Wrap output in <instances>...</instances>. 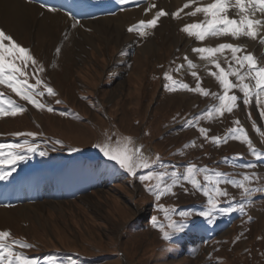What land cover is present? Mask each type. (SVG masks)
<instances>
[{"label":"rangeland","instance_id":"374dc122","mask_svg":"<svg viewBox=\"0 0 264 264\" xmlns=\"http://www.w3.org/2000/svg\"><path fill=\"white\" fill-rule=\"evenodd\" d=\"M77 1L57 0L52 7L70 21L46 33L40 31L42 13L34 19L25 14L21 21L26 28L17 32L0 25L30 50L43 66L39 77L56 93L49 96L40 85L45 95L36 98L46 105L41 110L0 85L5 108L18 102L27 109L16 116L0 117V143L24 144L27 140L38 145V151L25 153L28 158L15 166L9 180L0 181V231L11 233L6 243L19 239L31 244V248L14 250L38 264H264V192L243 198L240 189L221 185L235 199L221 197L219 207L231 204L239 208V201L243 211H217L211 218L202 217L199 213L207 208L206 198L190 184L184 183L174 188V195L156 201L145 187L148 182L131 176L95 147L109 137L113 142L130 137L145 156L155 159L158 155L169 170L175 165L183 172L191 162L236 179L254 172L260 179L249 186L264 187V159L257 160L246 143L230 134L231 129L242 127L253 146L264 152V135L260 134L264 116L255 98L245 105L242 93L234 89L240 99L233 112L209 118L204 113L218 105V100L194 91H170L166 87L170 81L165 79L168 73L191 88L199 82L210 93L222 94L211 75L219 69L211 60L226 70L230 65L238 67L231 51L202 59L193 49L231 43L242 47L237 56L251 54L264 66V44L260 42L264 26H258L256 39L209 35L199 41L182 28L204 23L202 12L190 13L213 0H168L176 6L168 3L166 10L158 4L149 12L145 10L157 0H84L85 6L72 9ZM160 8L168 15L160 18L156 28L147 30V35L128 31L139 21L152 19ZM139 10L131 18L125 15ZM174 10L180 13L178 17ZM252 18L264 20V15L257 12ZM107 19L111 22L106 24ZM166 24L169 33L163 29ZM68 41L73 49L70 58L63 57ZM185 57L196 67H190ZM34 67L29 64L24 69L33 84ZM193 71L199 81L191 75ZM230 79L236 82L235 77ZM47 106L54 111H47ZM198 116L202 118L196 123L193 118ZM187 121H193V126ZM200 127L208 129L207 138ZM18 132L37 135L15 136ZM213 137H227V141L216 144ZM40 151L47 155L41 156ZM225 158H229L226 163ZM247 164L255 167H243ZM147 171L140 170L137 176ZM64 175L67 177L62 179ZM199 179L203 183V174ZM161 206L168 209L172 220L180 221L181 211L191 213L184 221L186 228L173 232ZM163 231H169L172 238L164 239Z\"/></svg>","mask_w":264,"mask_h":264},{"label":"snow or ice","instance_id":"6c2138e0","mask_svg":"<svg viewBox=\"0 0 264 264\" xmlns=\"http://www.w3.org/2000/svg\"><path fill=\"white\" fill-rule=\"evenodd\" d=\"M127 0H120V3H125ZM185 4L184 7H188ZM45 7H47L45 5ZM156 8L155 4H149L146 12ZM53 7H48V11H56ZM235 10V16H230L229 12ZM182 11V9H181ZM203 13L206 21L204 23L188 24L182 28V31L191 37H195L199 41H204L209 35L221 36L230 35L233 38H240L241 36L256 39L258 36V26H264V20L253 19L257 12L264 14V0H213L212 3L205 7H197L194 12ZM168 13L163 9L155 12L152 19L148 21L141 20L138 24H135L128 28L129 32H136L138 35H147V30L157 27L158 21L161 17L167 16ZM174 16H179L180 13L176 12ZM238 17V18H236ZM75 20V17H73ZM78 23V21H77ZM75 27V24H73ZM264 44V40L260 41ZM230 50L232 53V59L238 67H232L231 65L226 70L215 60H211L215 64V67L219 69V72H212L211 75L219 82L223 92L222 94L210 93L208 90L200 86L198 82L195 88H191L187 83H181L173 79L171 75L165 73V79L170 81L166 87L170 91H176L178 89L194 91L207 97L212 95L218 100V105L214 106L210 110H207L204 115L209 118L215 115L223 116L225 112L231 113L234 108L238 106V97L233 93L234 89H238L243 95V103L248 105L255 98V103L260 108V115L264 116V66H260L257 59L251 55L246 54L243 56H237V53L242 51V47L231 43L220 44L218 47H200L194 48L193 51L201 54L202 59H208L215 57L217 53L223 50ZM60 51L59 48L56 49ZM187 60L188 65L195 68L191 60ZM20 61L24 67H21L17 63ZM31 64L35 66L31 75L35 77V83H29V73L24 69ZM182 67V66H181ZM43 66L38 64V61L31 54L30 50L21 46L14 40V38L6 34L5 30L0 28V85H6L12 90L21 100L26 101L28 104L33 105L37 109H45L46 105L38 100L37 96H44L45 92L39 90L40 85L46 89L47 95H56L54 90L48 86L38 75L43 72ZM179 71V68L177 69ZM191 75L197 78L199 77L196 72H192ZM230 77H235L234 83ZM57 104L61 103L60 100L56 101ZM27 109L24 105L10 102L8 107L5 108L3 101L0 100V117L3 116H16L22 114ZM47 111L52 112L54 109L51 106H47ZM62 115L64 113H61ZM202 117L198 116L193 118L196 123ZM187 124L193 126V121H187ZM239 124V121L235 122ZM260 131V129H256ZM199 132L201 135L207 138L208 129L200 127ZM230 134L233 139L240 140L246 143L250 149L251 154L257 159H264V152L258 150L253 146L252 140L248 137L246 131L242 127L233 128L230 130ZM264 135V132L260 133ZM15 136L35 137L37 133L33 132H18ZM213 142L216 144L225 143L227 137H213ZM60 143V141H57ZM194 146V142H192ZM95 147L110 161L115 162L121 169L125 170L133 177H137L141 182H148L145 184L146 189L155 197L156 201H159L166 195H174V188L183 185L184 183L190 184L192 189L199 191L205 198L207 208L205 211L199 213L200 216L211 218L217 211L229 213L233 211H243V204L239 201V208L233 207L231 204L228 207H219L220 198L228 197L229 199H235L231 197L227 188L221 187V185H232L241 190V196L243 198L250 197L253 192H264V187L253 188L250 187L254 181L260 179L256 173H244L242 179H236L228 173H224L218 170L209 169L207 166L198 167L195 163L189 162L183 172L176 169L175 165L171 166L169 170L168 166L164 164L161 158L157 155L155 159H150L145 156L142 147H135L134 142L130 137L118 139L115 142L109 137L106 141L96 144ZM185 147H188L186 145ZM38 151V145L35 143H28L26 140L24 144H4L0 143V181L9 180L13 172H15V166L18 163L23 162L28 157L25 153H34ZM41 156L47 155L46 152L40 151ZM242 159V157H237ZM229 158L224 159V163L228 162ZM11 166V167H10ZM159 166V167H156ZM243 167L254 168L255 165L247 164ZM155 168V170H153ZM148 170L146 174L137 176L138 171ZM203 174V183L199 177ZM161 211L165 212L166 218L170 219L169 228L173 232H181L186 228L184 222L187 217L192 215L191 213L181 211L179 216L182 218L180 221L172 220L168 216V209L161 206ZM174 212L175 209H172ZM153 223H156V218L153 217ZM11 236L10 231H0V264H38L34 259L29 258L25 253H17L14 249H28L32 245L25 241L14 239L11 243H6ZM164 239L168 240L172 238V234L169 231H163Z\"/></svg>","mask_w":264,"mask_h":264},{"label":"bare ground","instance_id":"6f19581e","mask_svg":"<svg viewBox=\"0 0 264 264\" xmlns=\"http://www.w3.org/2000/svg\"><path fill=\"white\" fill-rule=\"evenodd\" d=\"M1 1H2V4L0 3L1 4L0 5V25L7 27V29L10 28L11 31L13 30V31L17 32L19 30H23L26 28V27H24V23L21 21L24 18L23 16H26L25 14H28L30 17H32L34 19V17L36 15H38L39 13L40 14L42 13V16H43L42 20L43 21L40 25V28H41L40 31H42L44 33L51 31L52 28L58 26L59 24L66 25L67 23H69L68 21H70L69 18L65 14H63L57 10L54 12L48 11V8H46V7L31 5L30 3H27L28 0H1ZM41 3L42 4H48V3L50 4V3H52V0H41ZM153 3H155V5H158V4H160V6L162 5L166 10H168V6H169L168 3L171 4V2H168V0L164 1V2H163V0H157V1H154ZM78 4H80L79 6L83 5L81 3H78ZM171 5L173 7L176 6L174 1L172 2ZM169 9H171V8H169ZM140 11L141 10L127 12L125 15L127 18L128 17L131 18L133 15H135V14L137 15V14L141 13ZM174 11L176 12L177 10H174ZM154 12H155V10H153V14H154ZM229 15L235 16V10L230 11ZM262 15H264V14H262ZM236 18H238V17H236ZM24 20H25V18H24ZM204 20H206V19H204ZM109 22H111V21L107 19L105 23L107 24ZM170 22H171L170 26H172L174 23H172V21H170ZM163 29H164V31H166V33H169V31H170V28L168 25L165 26V28H163ZM169 39H171V38H169ZM71 47H72V43L68 41L66 48L64 50L63 57L64 56H66L67 58H68V56H69V58L71 57L72 50H73V49H71ZM141 215H143V212Z\"/></svg>","mask_w":264,"mask_h":264}]
</instances>
